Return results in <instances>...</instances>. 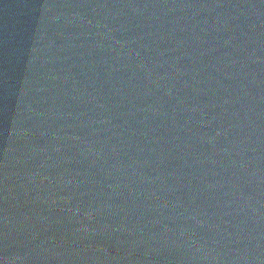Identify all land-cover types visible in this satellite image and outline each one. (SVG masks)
<instances>
[{"label": "water", "instance_id": "obj_1", "mask_svg": "<svg viewBox=\"0 0 264 264\" xmlns=\"http://www.w3.org/2000/svg\"><path fill=\"white\" fill-rule=\"evenodd\" d=\"M117 20L264 71V0H21Z\"/></svg>", "mask_w": 264, "mask_h": 264}]
</instances>
